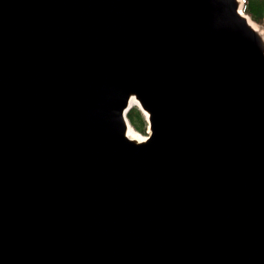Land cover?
<instances>
[{
    "label": "water",
    "instance_id": "obj_1",
    "mask_svg": "<svg viewBox=\"0 0 264 264\" xmlns=\"http://www.w3.org/2000/svg\"><path fill=\"white\" fill-rule=\"evenodd\" d=\"M240 1L0 0V264H264Z\"/></svg>",
    "mask_w": 264,
    "mask_h": 264
},
{
    "label": "trees",
    "instance_id": "obj_2",
    "mask_svg": "<svg viewBox=\"0 0 264 264\" xmlns=\"http://www.w3.org/2000/svg\"><path fill=\"white\" fill-rule=\"evenodd\" d=\"M244 12L253 22L264 26V0H244ZM130 125L140 134L146 135L149 127L146 115L138 108L133 107L128 115Z\"/></svg>",
    "mask_w": 264,
    "mask_h": 264
},
{
    "label": "bare ground",
    "instance_id": "obj_3",
    "mask_svg": "<svg viewBox=\"0 0 264 264\" xmlns=\"http://www.w3.org/2000/svg\"><path fill=\"white\" fill-rule=\"evenodd\" d=\"M242 8V5H241ZM240 8V12L241 15L246 19V21L248 22V24L250 25V27L252 29H254L259 36L262 38L263 42H264V29H262L261 27H259L255 22H253V20L247 16L245 13H243L242 9ZM131 105L132 106H139L138 102L134 99L131 100ZM148 116V115H147ZM128 137L132 140H135L137 142H143L145 141L146 138L144 137H140L139 136V132H137L131 125L130 122H128ZM151 134V131L149 132V135Z\"/></svg>",
    "mask_w": 264,
    "mask_h": 264
},
{
    "label": "rangeland",
    "instance_id": "obj_4",
    "mask_svg": "<svg viewBox=\"0 0 264 264\" xmlns=\"http://www.w3.org/2000/svg\"><path fill=\"white\" fill-rule=\"evenodd\" d=\"M240 3H241V4H244V2H241V1H240ZM249 17H250V16H249ZM250 18H251V17H250ZM255 23H256V22H255ZM256 24H257V23H256ZM257 25H258L259 27H261L262 29H264V26H263V25H260V24H257ZM149 132H150V128H148V130H147V134H146V135H142V136H141V134H139V136H140V137H143V136H144V137H148V136H149Z\"/></svg>",
    "mask_w": 264,
    "mask_h": 264
}]
</instances>
